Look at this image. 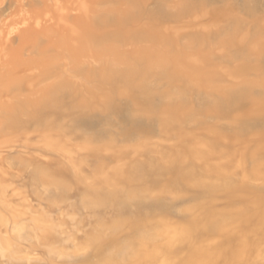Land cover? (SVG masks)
<instances>
[{
	"label": "rangeland",
	"instance_id": "374dc122",
	"mask_svg": "<svg viewBox=\"0 0 264 264\" xmlns=\"http://www.w3.org/2000/svg\"><path fill=\"white\" fill-rule=\"evenodd\" d=\"M263 211L264 0H0V264H264Z\"/></svg>",
	"mask_w": 264,
	"mask_h": 264
},
{
	"label": "bare ground",
	"instance_id": "6f19581e",
	"mask_svg": "<svg viewBox=\"0 0 264 264\" xmlns=\"http://www.w3.org/2000/svg\"><path fill=\"white\" fill-rule=\"evenodd\" d=\"M112 47H113V46H112ZM112 49L114 50V48H112ZM115 51H116V50H115ZM144 57H145V56H144ZM259 205H260V204H259ZM263 212H264V211H263ZM234 218H235V217H234ZM189 228H190V227H189ZM191 229H192V227H191ZM188 231H190V230H188ZM182 232H183V230H182ZM185 232H186V231H185ZM186 234H188V233H186ZM187 236H188V235H187ZM146 243H147V242H146ZM194 246H195V245H194ZM197 246H198V245H197ZM193 248H196V247H193ZM198 248H199V247H197V251H198ZM199 249H200V248H199ZM194 250L196 251V249H194ZM203 250H204V249H203ZM148 251H149V250H148ZM151 251H152V250H151ZM151 251H149V252H151ZM195 251H194V252H195ZM221 252H222V251H221ZM189 254H190V253H189ZM191 254H192V253H191ZM219 254H220V253H219ZM199 256H200V255H199ZM191 259H192V258H191ZM205 259H206V258H205ZM205 259H204V260H205ZM199 261H201V260L199 259ZM199 261H197V262H199ZM202 261H203V260H202ZM207 261H208V260H207ZM192 262H193V261H192ZM192 262H190V264H192ZM203 262H204V261H203ZM203 262H201V263H203ZM194 263H196V262H193V264H194ZM201 263H200V264H201ZM209 263H210V262H209ZM175 264H177V263H175ZM183 264H184V262H183ZM186 264H187V263H186Z\"/></svg>",
	"mask_w": 264,
	"mask_h": 264
}]
</instances>
